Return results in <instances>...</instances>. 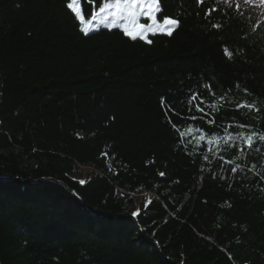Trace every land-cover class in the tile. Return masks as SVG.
Returning <instances> with one entry per match:
<instances>
[{"label": "trees", "instance_id": "16d2710c", "mask_svg": "<svg viewBox=\"0 0 264 264\" xmlns=\"http://www.w3.org/2000/svg\"><path fill=\"white\" fill-rule=\"evenodd\" d=\"M68 2L0 0V264H264V142L207 144L264 132V9L160 0L148 44Z\"/></svg>", "mask_w": 264, "mask_h": 264}, {"label": "snow or ice", "instance_id": "6c2138e0", "mask_svg": "<svg viewBox=\"0 0 264 264\" xmlns=\"http://www.w3.org/2000/svg\"><path fill=\"white\" fill-rule=\"evenodd\" d=\"M85 2L88 4H94L97 3V0H70V2L66 4V7L71 10L75 18L79 21L81 25L80 31L86 36L89 33L98 32L101 27L109 30L120 29L123 35L130 38L132 41L139 39L151 44L152 40L148 38L150 34L153 36L157 34L171 36L179 24L178 19L163 14L164 8L162 7L160 0H102V2L99 3L98 8L90 12L85 11L83 7ZM204 2L205 0H196L197 5L203 4ZM220 2L221 0H217V3ZM241 2L243 5H251L253 7L264 9V0H241ZM223 3L229 7L232 6V0H223ZM180 7H184L183 0H180ZM236 8L239 10V3L236 4ZM216 10L215 7L211 8L206 12V15L211 16L212 12ZM158 14H160L159 18ZM142 17L145 18L147 22L142 23ZM93 21H95V23H93ZM212 27L218 29L221 25L213 24ZM258 27H264V25H258ZM224 52L229 58L233 56V52L227 47L224 48ZM205 87L211 90V84L205 85ZM237 87H239V85H237ZM244 91L245 93L248 92L246 88ZM213 95H215V93H213ZM219 99L224 100L225 97L221 96ZM192 100H196V96H192L189 103H191ZM202 102L201 98V103ZM196 107L198 111H203L200 107V103H197ZM239 108L255 109L257 113L264 114V109L257 107L255 104L241 103L237 105V109ZM192 119H196V117H192ZM213 122L214 121L212 120L208 121L210 124ZM229 127H231V125H229ZM237 127L244 129L249 128L250 126L239 124ZM186 131H190V129H186ZM180 135L183 137L185 133L181 132ZM204 139L205 135L196 137L197 144ZM257 140L264 142V132L240 131L233 134L226 128L223 136H208L207 144L209 146L216 145L215 149L211 147L209 148V151L215 154L221 150L227 151L229 148L235 147L236 141H239L241 145H246L248 149H252ZM240 151L243 152L242 147ZM256 151H260V149L257 148ZM104 155H107V153H104ZM238 158L239 157H237V159ZM204 159H208L207 155H205ZM221 159H224V157L221 156ZM253 167H255V165H253ZM238 168L242 170V166L236 164L231 168V171L236 173ZM159 175L164 176L165 174L160 172ZM86 182L87 181L85 180L78 181V183L82 185ZM137 215H139V209L132 213V216Z\"/></svg>", "mask_w": 264, "mask_h": 264}, {"label": "rangeland", "instance_id": "374dc122", "mask_svg": "<svg viewBox=\"0 0 264 264\" xmlns=\"http://www.w3.org/2000/svg\"><path fill=\"white\" fill-rule=\"evenodd\" d=\"M141 22L144 23V22H147L145 18H141ZM93 23H95V21H93ZM88 172V169L83 167L81 169V172H80V175L79 176H83ZM136 200H137V203L138 205L142 204V203H148L150 201V198H151V194L150 193H147V192H144V193H139L137 194L136 196Z\"/></svg>", "mask_w": 264, "mask_h": 264}, {"label": "water", "instance_id": "95a60500", "mask_svg": "<svg viewBox=\"0 0 264 264\" xmlns=\"http://www.w3.org/2000/svg\"><path fill=\"white\" fill-rule=\"evenodd\" d=\"M73 194L75 195L76 193L74 192Z\"/></svg>", "mask_w": 264, "mask_h": 264}]
</instances>
